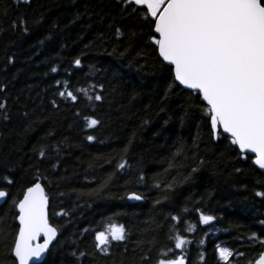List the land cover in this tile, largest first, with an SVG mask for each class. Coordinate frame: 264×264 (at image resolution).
Instances as JSON below:
<instances>
[{
  "label": "trees",
  "instance_id": "1",
  "mask_svg": "<svg viewBox=\"0 0 264 264\" xmlns=\"http://www.w3.org/2000/svg\"><path fill=\"white\" fill-rule=\"evenodd\" d=\"M151 34L117 0H0V177L13 180L7 186L0 179L10 193L0 206V264H17L11 201L37 169L58 232L41 264H139L141 249L151 258L145 264H154L168 248L180 252L169 240L172 225L187 238L186 264H254L264 253V196L256 195L264 193V172L226 135L213 139L198 94L174 85L165 97L172 75ZM78 88L103 99L88 100ZM60 91H72L77 101ZM131 192L143 199L129 201ZM201 214L216 219L205 225ZM109 222L127 235L105 253L94 236ZM218 246L243 255L224 262ZM80 251L86 255L77 259Z\"/></svg>",
  "mask_w": 264,
  "mask_h": 264
},
{
  "label": "snow or ice",
  "instance_id": "2",
  "mask_svg": "<svg viewBox=\"0 0 264 264\" xmlns=\"http://www.w3.org/2000/svg\"><path fill=\"white\" fill-rule=\"evenodd\" d=\"M117 2L125 16L139 15L152 29L149 39L158 47L159 56L162 61L167 62L172 75V82L165 89V97L174 85H183L193 90L206 102L213 139L228 134L226 138L238 146L239 150L254 153V163L264 169V0ZM19 23L26 25L27 21L21 19ZM16 25L17 21H13V26ZM24 30L27 31V28ZM115 35H122L119 27L115 29ZM73 63L79 66L81 60L76 58ZM51 71L57 72V68L53 67ZM56 83L62 84L59 80ZM63 85L68 87V82L64 81ZM95 87L103 89L102 84ZM76 91L88 100L103 99L98 93L89 96L87 88H78ZM58 95L66 96L72 101L78 99L72 91H60ZM52 103L55 105V101ZM3 107L0 104V108ZM96 124V119H90V125ZM87 139L91 141L94 137L88 136ZM131 143L130 139L123 149L124 154ZM38 155H46L43 146L40 147ZM120 160L117 168L123 169L127 161L124 156ZM38 171L37 169V175L30 182V186L24 188L19 198L13 196L11 201L18 209L15 219L18 220L19 227L11 247L18 264H37V260L48 252L50 244L57 236V227L49 222V196L40 182ZM195 171V168L191 170ZM190 177L191 173L187 178ZM0 179L6 181L7 186L13 184L8 175ZM142 180V176L138 178V182ZM9 195L7 187H0V199ZM256 195L264 196V193L257 192ZM128 196L130 199H143L136 192L128 193ZM196 211L199 213L200 209ZM171 219L175 221L178 217L172 216ZM215 219L213 215L199 216V221L205 225ZM194 230V225L186 227V231ZM176 231V226L172 225L169 229V240H174V249H179L180 252L177 254L172 248H168L169 255L158 254L154 264H186L185 245L188 241L184 235H175ZM126 235L127 230L123 225L109 222L106 230L95 233V247L107 253L111 242L124 241ZM252 236L259 239L256 233ZM3 238H6V234L0 231V239ZM260 243L264 244V240H260ZM216 251L219 259L224 262H228L234 255H243L238 251L234 253L228 247L218 246ZM72 255L77 256V252L74 251ZM85 255L84 251H80L77 259ZM138 259L139 264H145L151 258L141 249ZM256 264H264V254Z\"/></svg>",
  "mask_w": 264,
  "mask_h": 264
},
{
  "label": "water",
  "instance_id": "3",
  "mask_svg": "<svg viewBox=\"0 0 264 264\" xmlns=\"http://www.w3.org/2000/svg\"><path fill=\"white\" fill-rule=\"evenodd\" d=\"M161 58V57H160ZM162 59V58H161ZM165 62V64H167V62L166 61H164ZM178 83V82H177ZM184 89H187L185 86H183V85H181ZM187 90H189V91H192L193 92V90H190V89H187ZM201 100H202V98H201ZM203 101V100H202ZM205 104H206V102L205 101H203ZM226 136L228 135V134H225ZM238 147V146H237ZM239 149V148H238ZM240 152L241 153H243V154H249V155H251L252 157H253V164H254V166L256 167V168H258L261 172H264V169H261L258 165H256L255 163H254V159H255V154L254 153H250V152H242L241 150H240ZM7 198L8 197H6V198H3V199H0V206H2L5 202H6V200H7ZM128 199H129V201H131V202H139L140 200H135V199H130L129 198V196H128ZM17 211H18V209H17ZM48 214H49V207H48ZM17 222H18V220H17ZM18 224H19V222H18ZM57 238H58V232H57V236L54 238V240L52 241V243L50 244V246H49V248L56 242V240H57ZM42 239L43 238H41V241L40 242H42ZM264 254V253H263ZM14 256V255H13ZM46 256H47V252L45 253V254H43V256L41 257V258H39L38 260H37V264H41L44 260H45V258H46ZM15 258V257H14ZM260 258V257H259ZM258 258V259H259ZM257 259V260H258ZM256 260V261H257ZM17 262V261H16ZM17 264H18V262H17ZM254 264H256V262L254 263Z\"/></svg>",
  "mask_w": 264,
  "mask_h": 264
}]
</instances>
